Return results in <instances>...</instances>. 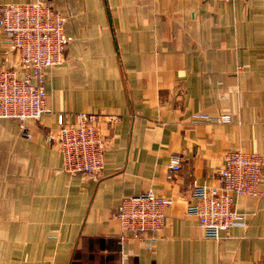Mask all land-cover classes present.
Instances as JSON below:
<instances>
[{
  "label": "crops",
  "instance_id": "1",
  "mask_svg": "<svg viewBox=\"0 0 264 264\" xmlns=\"http://www.w3.org/2000/svg\"><path fill=\"white\" fill-rule=\"evenodd\" d=\"M47 4L72 41L65 63L45 73L51 113L24 124L33 138L0 120V264H264V172L260 195L236 201L247 226L212 240L187 213L194 184L218 185L227 152L264 158V0ZM7 40L0 30V69L22 79ZM80 113L103 118L97 181L62 172L58 115ZM225 114L231 123L206 119ZM148 192L173 205L165 230L139 240L116 215L124 198Z\"/></svg>",
  "mask_w": 264,
  "mask_h": 264
},
{
  "label": "built area",
  "instance_id": "2",
  "mask_svg": "<svg viewBox=\"0 0 264 264\" xmlns=\"http://www.w3.org/2000/svg\"><path fill=\"white\" fill-rule=\"evenodd\" d=\"M233 3L237 0H220ZM66 18L47 4L36 0L31 4H0V30L6 34L11 49L20 56L27 74L20 79L17 72L0 69V120H18L22 135L32 139L24 125L40 122L51 112L47 107L45 73L65 63V52L72 38L65 32ZM242 67L238 70L242 71ZM94 114H59V148L63 156L62 172L83 176L92 181L102 177L108 148L100 124ZM210 122L229 124L232 116L206 117ZM119 117L107 118L113 125ZM181 170V159H172L168 180ZM264 158L255 152L229 151L218 172L215 187L194 184L191 198L196 203L187 213L198 220L208 239L217 240L222 232L236 226H247V218L238 212L241 197H257L263 180ZM173 201L152 192L126 197L120 203L116 218L124 234L143 240L158 235L167 226V210Z\"/></svg>",
  "mask_w": 264,
  "mask_h": 264
}]
</instances>
